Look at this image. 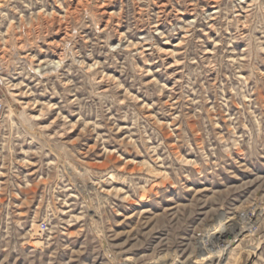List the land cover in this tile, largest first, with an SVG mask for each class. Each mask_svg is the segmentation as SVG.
Returning <instances> with one entry per match:
<instances>
[{
	"label": "rangeland",
	"instance_id": "1",
	"mask_svg": "<svg viewBox=\"0 0 264 264\" xmlns=\"http://www.w3.org/2000/svg\"><path fill=\"white\" fill-rule=\"evenodd\" d=\"M160 2L0 0V264H264V0Z\"/></svg>",
	"mask_w": 264,
	"mask_h": 264
},
{
	"label": "built area",
	"instance_id": "2",
	"mask_svg": "<svg viewBox=\"0 0 264 264\" xmlns=\"http://www.w3.org/2000/svg\"><path fill=\"white\" fill-rule=\"evenodd\" d=\"M7 109V104H6V96H0V121L3 120L5 111ZM40 230L42 232H46L48 230L47 225L45 223H42L40 226Z\"/></svg>",
	"mask_w": 264,
	"mask_h": 264
},
{
	"label": "bare ground",
	"instance_id": "3",
	"mask_svg": "<svg viewBox=\"0 0 264 264\" xmlns=\"http://www.w3.org/2000/svg\"><path fill=\"white\" fill-rule=\"evenodd\" d=\"M160 7H159V11H161V12H164L165 10H166V7H165V4H164V0H161V2H160ZM104 12H106L105 10H103ZM100 12H102V11H100ZM103 13V12H102ZM104 14H106V13H104ZM108 14V13H107ZM116 257V256H115Z\"/></svg>",
	"mask_w": 264,
	"mask_h": 264
}]
</instances>
